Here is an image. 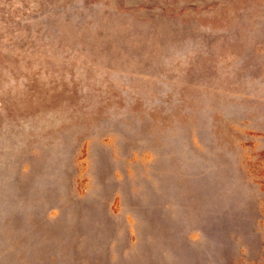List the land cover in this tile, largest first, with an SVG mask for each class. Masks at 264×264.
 I'll list each match as a JSON object with an SVG mask.
<instances>
[{"label":"rangeland","instance_id":"obj_1","mask_svg":"<svg viewBox=\"0 0 264 264\" xmlns=\"http://www.w3.org/2000/svg\"><path fill=\"white\" fill-rule=\"evenodd\" d=\"M0 264H264V0H0Z\"/></svg>","mask_w":264,"mask_h":264}]
</instances>
